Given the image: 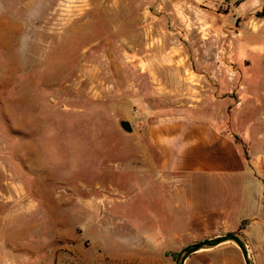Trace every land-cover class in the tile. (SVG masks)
Here are the masks:
<instances>
[{
	"label": "rangeland",
	"instance_id": "374dc122",
	"mask_svg": "<svg viewBox=\"0 0 264 264\" xmlns=\"http://www.w3.org/2000/svg\"><path fill=\"white\" fill-rule=\"evenodd\" d=\"M143 1L0 0V264H177L185 248L243 223L264 264V202L225 223L220 186L163 171L145 112L164 104L142 100L155 83L140 58L149 44L227 46L258 83L257 119L264 0L204 4L176 21L154 20ZM244 190L249 208L257 184ZM186 264L245 261L225 244Z\"/></svg>",
	"mask_w": 264,
	"mask_h": 264
},
{
	"label": "crops",
	"instance_id": "0c3cea01",
	"mask_svg": "<svg viewBox=\"0 0 264 264\" xmlns=\"http://www.w3.org/2000/svg\"><path fill=\"white\" fill-rule=\"evenodd\" d=\"M223 1L228 2L144 0L143 4L154 20L176 21L191 19L194 8L201 5L215 6ZM144 54L140 58L148 62L155 84H151L153 90L142 94V100H152L154 95L164 104V108L148 106L145 112L148 137L161 154L163 171L186 174L208 187L220 186L219 196L226 202L216 211L225 223L228 219L235 223L246 220L243 215L253 207L262 210L264 114L255 119L252 106L258 108L257 100L250 93V86L257 82L235 69L227 46L149 44ZM254 183L257 202L252 206L248 201L247 208L244 189Z\"/></svg>",
	"mask_w": 264,
	"mask_h": 264
},
{
	"label": "water",
	"instance_id": "95a60500",
	"mask_svg": "<svg viewBox=\"0 0 264 264\" xmlns=\"http://www.w3.org/2000/svg\"><path fill=\"white\" fill-rule=\"evenodd\" d=\"M120 126L125 132H133V126L129 121H121ZM225 244H233L237 248H239L244 258L245 264H255L250 253L247 240L245 236L241 233V231L215 236L211 239L193 244L185 248L183 251L180 252L177 264H186L188 259H190L193 255L199 252L213 250Z\"/></svg>",
	"mask_w": 264,
	"mask_h": 264
},
{
	"label": "trees",
	"instance_id": "16d2710c",
	"mask_svg": "<svg viewBox=\"0 0 264 264\" xmlns=\"http://www.w3.org/2000/svg\"><path fill=\"white\" fill-rule=\"evenodd\" d=\"M245 151L247 152L246 146H245ZM243 224H246V223H243ZM243 224H242V226H241V228H240V231H242V230L245 229V228L243 227Z\"/></svg>",
	"mask_w": 264,
	"mask_h": 264
}]
</instances>
